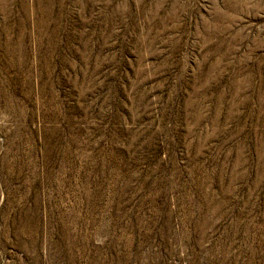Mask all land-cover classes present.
Segmentation results:
<instances>
[{
    "label": "rangeland",
    "instance_id": "374dc122",
    "mask_svg": "<svg viewBox=\"0 0 264 264\" xmlns=\"http://www.w3.org/2000/svg\"><path fill=\"white\" fill-rule=\"evenodd\" d=\"M0 264H264V0H0Z\"/></svg>",
    "mask_w": 264,
    "mask_h": 264
}]
</instances>
